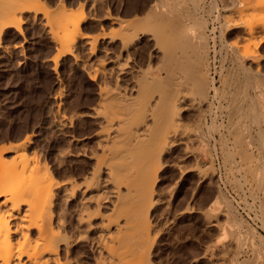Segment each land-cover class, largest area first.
Wrapping results in <instances>:
<instances>
[{"label":"bare ground","instance_id":"obj_1","mask_svg":"<svg viewBox=\"0 0 264 264\" xmlns=\"http://www.w3.org/2000/svg\"><path fill=\"white\" fill-rule=\"evenodd\" d=\"M21 1H23V0H16V2L14 1V3H12V1L10 2V0H9L10 3L8 2V0L4 1L7 3H2L3 1H1L2 5L3 4H5V5H4V7H2V5H0V37L8 28H14L17 31H21L20 24H23V23H21L20 18L18 19L17 16L19 15L21 17L23 14V13L21 14V12L22 11L25 12L24 9H26V11H27L31 7L35 8L39 2L38 0H36L37 2L33 0L34 3L35 2L37 3V4L35 3L36 5H34L32 0H29L30 4H31V2L33 4H31V6H30V4H28L29 6H26L27 0L24 2H21ZM62 1H60V3ZM95 1H98V0H95ZM190 1L191 0H189V2ZM101 2H102V0H101ZM139 2H141V1H139ZM149 2H152V1H149ZM189 2H188V0H154L153 4L147 9L146 13L144 14L145 16L142 15L141 18H140V16H138L141 13L139 11L142 9L144 10V8L142 7V9L139 8L140 10L138 9V11H135L136 13L137 12L139 13V14L137 13L138 15H137L136 21L133 18V16H135V14H136L135 13L134 15L128 14V15H132L131 17L134 19L133 21L131 20V22L129 21L130 24L128 23L127 18L125 20V21H127V22H125V24L121 22V24H124V25L128 24L127 25L128 29L126 31L127 32L129 31L130 34L127 33V35H126V34H118V33H112V32H108L109 33L108 35L103 34L104 36H102V38L108 37L110 45L112 44L111 42L115 41L116 39L120 40V42L118 41L119 44H121L120 51L117 49L118 52H120V53H119V55H115V57H116L115 59L110 60L116 66L111 68V69L108 67L110 69V72H111V73L109 72V74H108L109 79L111 80V78H110L112 76L111 74H113V75L115 74L114 77L116 79H113L112 81H116V82H113V83H116V85L118 84V81L122 78L120 76L124 73V67L125 68L127 67V65H126L127 62L125 63V65L120 63L121 62L120 61L121 53L128 48V46L130 45V43H132V41H135V40L138 41L139 40L138 42H140L141 37L144 36V37H146L145 41L146 40L147 41L152 40L154 42V51L152 50L153 52H151L147 55L149 57V59H148L149 62L146 59L145 60L147 61V63H149L148 67L146 66L145 69L142 68V70L144 72V74L141 72L143 74V77L141 76L142 80H140L139 83H137L136 86L134 87V90L137 93V94L135 93V95H137V96H135V97L132 96V94H133V93L131 94L132 90L129 92L131 94V96L130 95H129L130 97L126 96V93L129 91L127 88L123 89V90H128L127 92L125 91L126 93H124V91L122 93V91H120L119 88L116 87L115 85H114L115 89H113L112 87H110L112 84L111 85L109 84L110 80H108L107 74H106V76H104L105 78L107 77L106 79H107V83H108V84H106V83L105 84L109 85V86L107 87L106 85L103 84L105 87L103 88V86H102L103 89L101 87H100V89L98 88L100 93L97 92V94L99 93L98 97H99L100 102L97 101L98 103H96V104L102 105V112H99V114H101L100 116L102 117V118L100 117L101 118V125L100 124L99 125L102 129H99L100 131L97 133V135L95 133V135L98 136L97 138L99 139L97 147H96L97 150H96V148H93L95 150L90 151L92 148L91 149L89 148L90 150L87 151L84 148V147H86V145H87L86 144L83 147L84 150L81 148L82 151L76 153L77 157L78 156H84V157H86V159L92 160V162H93V164L90 166H89V162L88 161L86 162V163H88V167H89V169L87 168L88 170L86 171V173H84V171L86 169L84 170V168H83V170H82V168H81L82 172L84 173L83 174L81 172L83 174V176H82L83 179H82L81 183H78L79 179H77L78 180V182H77L76 180L69 178L68 175H67V177L73 181L68 180V178H66L65 179L66 181H65L63 179L65 174L62 177L63 181L62 180H56V179H55L56 181H53V177L50 178V176L48 174V172H50L49 171L50 168H48V166H49L48 164L46 166V163L48 161L46 156L45 155H44L45 157L43 156L44 158H46L44 160H47L46 162H44L45 163V165H44L42 163L43 161L40 160V159H42L40 157L42 155V152L41 151H40L41 153L38 152L39 155L36 153L37 152L36 151V145L34 148L35 150L32 147V149L34 150L32 152V155L34 153H36V155H38L40 157V159L35 154H34L35 156H32L31 152H29V150L31 149L30 147L33 143V141H32L33 137L28 136L29 134L26 135L27 138L25 137L26 139L23 140V142H18L19 144H17V143L14 144L13 142H12V144L2 143L5 146L6 145L7 146L9 145V146L8 147H3V146L1 147L0 146V264H90L84 260L85 253L87 251H85V249L79 250L78 244L80 242H83V241H84V243L85 242L88 243L87 246L89 247V251L92 254V256L90 255L92 257V259L88 258L87 260H90V261L93 260V264H130L131 262L130 263H128V262H129V260H131V258H133V259L135 258L134 255L136 253V250H139L141 247H143L142 246L143 241L145 240V238L148 235L146 233H144L142 231V229H140V227H137L138 225L136 224V219L138 217H136L134 222L132 221V219H134L133 214L140 211V210H142L140 212H143L146 209H147L146 212H148V210L150 211V204L148 205V203L152 204L151 200H152V197L154 196V190H155L156 182L158 180V173H159V170L161 169L160 167H162V165H163L162 163H161L162 165L160 164V162L162 161L163 154L165 152L167 153L168 152L167 149L173 147L176 144V142H179V143L182 142V141L181 142L178 141L179 140L178 138H180L182 140V139H184V137H186L187 133H184L180 128V127H182L181 126V124H182L181 120L183 119V118H181V116H182L181 112L183 110H187V109L194 110V111L198 112V110L200 109V111H202V112H199V114L198 113L197 114L202 117L205 114H203L204 110H201V108L204 104L206 105V103L209 102L211 91H213V93H214L212 95V97H219V98L223 97V96L221 97L222 92L220 91L219 87L216 85L215 80L212 79L213 76L211 75V68H210L211 67L210 66L211 65L210 64V55L211 54H210V51L213 50L212 47L214 48V45L211 47L209 44V37L211 38V36H209L210 32L208 33L209 22L205 18V16L202 14L203 12L201 13L200 12L201 10L200 11L197 10L198 8L196 6V3L191 1V4H192V2H193V4H195L191 7L196 6V7H194L195 9L193 10V8L190 7ZM199 2H202V0ZM213 2H216V0ZM247 2L244 3L245 6L243 5L242 8H240V6H237V7H239L238 10L236 8L235 12H236V14L238 13V15L240 16V19H242L241 17L245 16L246 13L252 12V10L249 12V9H251L250 7L254 6L255 3L253 2V4H252V0H251V2L249 1L250 3L248 2V4H246ZM62 3H63L62 5H60V4L57 5L58 8L60 6V8H59L60 11L57 9L59 13L54 12L55 13L54 14L53 11H50L49 9L47 11L46 10L47 8L42 10L45 14L44 18L46 16V18H48V21L50 23H53V25L56 28V29L52 28L53 25L51 24L49 27L52 26L50 29H53V30L55 29L54 30L55 33L52 32L50 34L55 35V38L57 37L56 40L59 42L58 45L60 44V46H61L60 47L61 50L60 51L57 50V51H59V53L57 54L55 59L53 58V60H55V61H56V58H60V56H63L65 54L75 53L74 52V46H75V44L77 45L78 39H80V38H82V39L88 38L89 39V37H91L90 34L88 37V33L87 34L82 33L81 32L82 29L80 30L81 23L84 21V19L87 18V17L86 18L83 17V16H85V15H83L84 6H83V8H81L82 4L81 3H80V5L78 4V6H81L78 8V9L81 8L80 11H78L79 16L67 17L66 13L69 16V13L72 9L69 8L70 9L69 10L67 5L65 7V5H64L65 3L64 2H62ZM225 3H227V2H225ZM229 3L231 4L230 1H229ZM261 3H258V4H261ZM96 4H97V2H96ZM230 4H228V5H230ZM249 4H250V7H249ZM12 5L14 8L12 7ZM232 6H234V5H232ZM92 7H95V6H92ZM144 7H146V6L144 5ZM66 8L68 10H66ZM108 8L109 7H107V9H105L107 12L110 11L109 9H111V8H109V9ZM227 8L228 7H226L225 10ZM254 8H257L256 5L254 6ZM254 8H252V9H254ZM37 9L40 10L39 6L37 7ZM213 9L218 11L219 8L217 6V2L215 4V6L213 7ZM202 10H204V9H202ZM232 10L234 11L235 9H233V7H232ZM54 11H56V10H54ZM258 11H259V9H258ZM100 12H98V16L96 17V19H98V20H99V17L101 16V15L99 16ZM108 13H110V12H108ZM127 13L128 12H124L123 14H127ZM211 13H214V12L212 11ZM253 13H255L254 10H253ZM94 14H95V11H94ZM101 14H102V17H100V20H101V18L105 17V16H103V13H101ZM207 14H210V13H207ZM231 14H232V12H231ZM231 14H229V16ZM260 14H261V12H260ZM71 15L72 14H70V16ZM262 15H264V14H262ZM123 16H125V15H123ZM221 16H223V15H220V12L217 13L216 20H219L221 18ZM260 16L256 15V17H260ZM107 17H109L108 19H110V15ZM131 17H129V18L131 19ZM138 17H139V19H138ZM224 17L226 18V22H227L228 15H226ZM123 18H121V19L124 20ZM230 18H232V17L230 16ZM247 18H248V16H247ZM108 19H106V20H108ZM214 19H215V15H214ZM232 19H229L228 21H232ZM92 20L95 21V18ZM115 20L111 19V21H115ZM237 20H235V22ZM249 20H253V18L252 19L250 18ZM249 20H248V22H249ZM263 20H264V16H263ZM257 21L259 22V19ZM132 22H134V24ZM211 22H212V19H211ZM216 22H218V21H216ZM235 22L227 24L226 29H225V27H224V29L227 31L235 29L236 27L239 26ZM254 22L255 21L253 20V23L251 21V23L249 22L247 25L246 20H245V24L247 26L243 25L244 29H245V27L248 28L247 32L249 33V37H250V34L252 36L256 32H260V33L263 32L262 34H264V21L261 23H258V22L254 23ZM104 23L101 22V24H103L102 26H104ZM110 23H112V22H110ZM117 23L119 24L120 22H117ZM117 23H116V25H118ZM131 23L133 24V26L131 25ZM98 25H99V22H98ZM111 25H110V27H111ZM105 26L109 27L107 25H105ZM120 27L123 29L126 28V26L125 27L120 26ZM120 27H118V29H120ZM130 27H132L133 29H130ZM212 27H211L210 31L212 30ZM101 29H102V33H104L103 29H105V28H101ZM111 29H109V30H111V31L114 30L113 27H111ZM53 30H50V31H53ZM221 30H222V28H221ZM245 32H244V34H245ZM20 33H22V31L19 32V34ZM248 33H247V35H248ZM256 36H258V35H256ZM51 37H54V36H51ZM99 37L101 38V36H99ZM92 38L93 39L90 38L92 40V42L90 40L87 41V43L88 42L92 43V44H90V47H89L91 49V50H89L90 53H88V55H91V56L95 55V53H96V47L97 46H96L95 42L98 43L97 40L99 39L96 36L95 37L93 36ZM214 38H215V36H214ZM54 39L52 41H54ZM237 39H239V38H237ZM237 39H235V40H237ZM260 39H261V41H263L264 35H263V38H260ZM56 40L54 41V43H57ZM210 40H212V39H210ZM235 40H234V42H235ZM240 40H243V38ZM237 41H239V40H237ZM253 41H255V40H253ZM229 42H231V41H229ZM255 42H257V41H255ZM258 42H260V41H258ZM54 43H53V45H54ZM101 43L103 44V42H101ZM240 43H241V41H240ZM249 43H250V41H248L247 44L245 42V44H246L245 49H246V46L247 47L249 46L248 48H250V45H248ZM138 44H140V43H138ZM212 44H213V41H212ZM232 44L235 45V43H233V42H232ZM237 44L239 45V43H237ZM251 44H253V43H251ZM110 45H109V47H110ZM116 45L117 44H115V46ZM238 45H235L236 48ZM242 45H244V42ZM56 46H57V44H55V47ZM81 46H83V45H81ZM102 46H104V45H102ZM106 46H107V44H106ZM240 46H241V44H240ZM142 47H143V45H142ZM81 48H83V47H81ZM89 48H88V44H87V50ZM113 48H114V46H113ZM129 48H132V45ZM129 48H128V50H130ZM75 49H76V46H75ZM80 49H79V51H76V53L80 52ZM97 49H99V48H97ZM100 49H99V51H101ZM104 49H108V47L107 48L104 47ZM143 49H145V48H143ZM233 49H235V48H233ZM145 50H147V48ZM102 51H105V50H102ZM128 52L129 51H127L126 53H128ZM142 52H144V51H142ZM256 52H257V48L255 47V49H253V46H252V49H247V51L244 53V57H247V58L249 57L250 59L251 58L254 59L257 57ZM107 53H108V51L105 53V56H106L105 58H107V55H106ZM113 53H115V52H113ZM113 53H112V56L114 55ZM77 54H79V53H77ZM102 54H103V52H102ZM240 54H238V56ZM99 55H100V53H99ZM108 55L110 56L111 54H108ZM127 55H129V54H127ZM77 56H80V55H77ZM133 56H135V55H133ZM236 56H237V54H236ZM139 57H140V55H139ZM148 57H146V58H148ZM94 58L95 57H93V59ZM112 58H114V57H112ZM138 58H137L138 63H140L139 62L140 59H138ZM153 58H156V60H157V66L155 69L152 68L153 64L151 61ZM79 59H81V58L79 57ZM79 59H77V60H79ZM87 59H89V58H87ZM125 59L127 61V59H131V56L130 57L128 56ZM82 60L83 59H81V61ZM145 60L141 59V61H143L144 66H145V64H144ZM101 61H105L104 58ZM101 61H100V63L102 65H104L105 62L103 63ZM239 61H240V59H239ZM84 62L85 63L81 62V63H83V67L85 68V66H86L88 68L89 65L87 64L88 65L87 66L86 61H84ZM94 62L89 61V64L91 65V63H94ZM122 62H124V61H122ZM256 62H257V60H256ZM256 62L254 63L255 66H256V64L259 65L260 62L259 61H258L259 63L258 62L256 63ZM129 63H128V66L132 63L137 64V61L131 62L130 64ZM240 63H241V61H240ZM247 63H245V64H247ZM84 64H85V66H84ZM135 64H134V66H136ZM248 64H247V66H250ZM250 64H251L250 67H252V69H253L254 66H252V63H250ZM57 65H58V62H57ZM74 65H77V63ZM80 65H82V64H80ZM92 65L90 66V68L93 69L95 67L96 68L95 70L97 72H98V70H101L100 74L104 73V72L108 73V71H107V70H109L108 68L102 70V68H100V69L97 68V66H95L96 64L94 66H92ZM140 66L141 65H139V67ZM231 66H233V64ZM83 67H82V69H83ZM105 67H107V66H105ZM141 67H143V66H141ZM235 68L237 69V67H235ZM260 68L261 67H259V69ZM77 69H78V67H77ZM213 69H215V68L213 67ZM236 69H235V71H236ZM88 70L90 71L91 69L88 68L85 71H88ZM93 70H91V71H93ZM127 70H129V69H127ZM254 70H256V69H254ZM85 71L83 73H86ZM89 71L87 72L88 75L90 73V75L88 77H91V79H95L97 77V75L93 76V75H91V71L90 72ZM129 71L132 73L133 70L130 69ZM215 71H217V70H215ZM230 71H232V70H230ZM245 72H247V71L245 70ZM256 72H257V70H256ZM94 73H96V72H94ZM131 73H129V74H131ZM141 73H140V75H141ZM220 73H221V71H220ZM92 74H93V72H92ZM240 74L241 73H239V75ZM224 75H223V77H221L222 79H225ZM226 75L229 76V74H226ZM232 75H234V74H232ZM253 75H251V76H253ZM258 75H260V74H258ZM135 76H136V74H135ZM104 77L102 74L101 80H104L105 79ZM130 77L136 78L133 76V74ZM130 77H128V78L130 79ZM244 77H242V78L244 79ZM233 78H235V77H233ZM239 78H241V77H239ZM262 78H264V77H262ZM235 79L231 80V82L234 81ZM251 79L253 80V78H251ZM96 80H98V78ZM124 80L125 79H123V82H119V83H124ZM134 80H137V79H134ZM132 81H133V79H132ZM100 82H103V81H100ZM104 82H106V81L104 80ZM225 82H227V81H225ZM129 83H131V81ZM241 83H243V82H241ZM99 84H101V83H99ZM125 84H127V83H125ZM125 84L123 85L124 88L127 87V85H125ZM221 84H222V82H221ZM255 84H257L258 86H262V89H263L262 92L258 91V90H256L255 85H254L255 89H253V91H258V93L260 92V94H259L260 95V97H259L260 98V100H259L260 104H259V106L257 104V106L262 108V110H261L262 111V118L264 120V80H261L260 78L257 77ZM118 85H120V88H121L122 84H118ZM237 85H238V83H237ZM252 85H253V83H252ZM98 86H100V85H98ZM249 86L251 87V85H249ZM106 87H107V89H106ZM109 87H110V89H108ZM128 88H129V85H128ZM236 88H237V86H236ZM227 91H224V92L227 93ZM244 91L245 90L243 89L242 92H244ZM249 92H251V91L249 90ZM255 94H257V93H255ZM225 96H227V95H225ZM250 96H252V95L250 94ZM224 100H225V98H224ZM226 100H227V98H226ZM238 100H239V97H235L234 101L237 102L236 104L239 103ZM248 100H250V99L248 98ZM218 101H220V100H218ZM236 104H235V106H236ZM94 105H93V107H94ZM99 106H98V109H99ZM207 106H208V104H207ZM211 107H212V105H211ZM251 107H252V105H251ZM88 110H90V109H88ZM210 110H211V108H210ZM92 111L95 112V109H93ZM86 112H88V111H86ZM201 113L203 115H201ZM259 113H261V112H258V116H259ZM90 114H93V113L90 112ZM82 115H85L84 112ZM95 116H93V117H95ZM200 116H198V118H196V115H195L196 121L197 120L200 121L199 122L200 127H201V129L199 131L200 134L195 132L196 129L195 130L192 129L193 134L188 133V135L191 134V135H189V137L191 136L190 137L191 142L192 141L195 142V140L201 141V145L198 149L199 150L198 154H200V157L206 158L210 155V153H209L210 151H209V145H208L209 142H208L205 130H204V126H206V128L209 127V130L211 127L207 124V119L200 118ZM65 117H68V116H65ZM71 117L74 118L73 116H71ZM215 117H217V116H215ZM75 119H76V117H75ZM72 120H69L68 122H71ZM94 121H96V120H94ZM97 122L99 123V121H96V123ZM54 124H55V122H54ZM71 124H69V125H71ZM260 124H261V119H260ZM63 125H65V124H63ZM185 125H184V127H185ZM213 125H215V124H213ZM71 126H73V125H71ZM196 127H198V126H196ZM185 128H182V129L184 130ZM236 128L239 129L238 127H236ZM243 130H242V136H240L239 138H238L239 135H236V133H235L236 137H233L234 135L232 136L235 139L232 141L234 143V147H231V148H233L232 151L234 150V152L236 154H239L241 156V159L243 157L244 160L243 159L242 160H243V162H245L248 160L250 161V159L253 160V158H255V157H253V150H254L253 148H254L255 142L247 140L246 138H248L249 135L247 132H244ZM262 130H264V129H262ZM206 131H207V129H206ZM236 131H238V130H236ZM74 133H76V132H74ZM246 134H247V137H246ZM68 135H72V134H68ZM72 136L74 137V135H72ZM208 136H210V134ZM189 137L187 136L186 137L187 140L185 139V141H184V143L187 142L188 145L190 144L188 142V140L190 141V139H188ZM199 137H200V139H199ZM74 140H75V137H74ZM76 140H79V139L76 138ZM187 143H186V145H187ZM260 143H261V145H259V148L261 151V150H264V136L261 137ZM95 144L96 143H94V147L96 146ZM67 145H70V144H67ZM192 146H190V147H192ZM90 147H93V146H90ZM226 147H227L226 144L224 142H222L221 149H222L223 153L226 152ZM38 148H39V146H38ZM63 148H65V147H63ZM187 148H189V147H187ZM193 148H195V147L193 146ZM184 149H186V147ZM13 150H15L14 152H17V153H14V154H16V156L13 157L14 155L12 156V154H11V157H13V159L10 158L11 159L10 160L9 159L10 156L7 159L6 155L10 151H13ZM72 150L73 149L70 150V148L68 147V148H65L64 151L61 149V152L63 151L62 154H61V152L59 153L60 150L58 151V154L59 155L61 154L60 158L58 157L59 158V160H58L59 164H60V162H62L60 165L63 164L62 166H64L63 161L64 160L66 161V159H67L65 157L74 154V153H72ZM188 150H185V152ZM75 151H77V150H74L73 152H75ZM191 151H193L192 148H191ZM231 152H230V154H231ZM214 153H215V151H214ZM228 153H229V151H228ZM236 154H234V155H236ZM170 155H171V152H170ZM234 155H233V158L235 157ZM195 156H197V155H195ZM197 157H199V156H197ZM61 158H63L64 160L62 159V161H61L60 160ZM68 158H70V157H68ZM80 158L81 157H79V159ZM53 159L55 160V156L53 157ZM74 160L77 162L78 158L75 157ZM56 161H57V159H56ZM58 161H57V163H58ZM234 161H235V159H234ZM78 162H79V164L81 163L79 160H78ZM252 162L250 164H248V165H250V167L253 165ZM54 163L57 164L55 161H54ZM68 163H70V162L68 161ZM73 163L74 162H72V164ZM180 163L182 164V162H180ZM59 164H58V166H59ZM81 164H80V166L76 165L78 169L82 166ZM85 164H83L84 165L83 167H85ZM211 164H214V163L211 162ZM208 165L210 167L212 166L210 164H208ZM66 166H68V165L65 164V167ZM195 166H197V165H195ZM182 167H184V166H182ZM203 167L199 171V172H201L198 174L199 176H201L202 174H203V176L205 175V172H206L205 169L206 168H204V170H203ZM69 168L63 169V170H66L65 171L66 174H67V169H69ZM179 168H181V166H179ZM186 168H187V166H186ZM189 168H192V167H189ZM42 169L48 170L47 171L48 175L44 174L45 172L43 173ZM28 170H30L29 173H31L29 176H27ZM73 170L75 172L74 167H73ZM73 170H71V171H73ZM81 170L79 169V171H77V170L76 171L79 174V172ZM196 170H199V167H197ZM251 170H253V168H251ZM251 170H250V172L249 171L248 172L249 173L253 172ZM51 172H50V174H52ZM77 172H75V174H77ZM180 172H183V170ZM214 172H216V171L214 170ZM63 173H64V171H63ZM71 173H70V175H71ZM25 174L27 177L26 176L24 177ZM254 175H255V173H254ZM254 175H253V178L255 177ZM75 177H77V176L75 175ZM243 177H246V175ZM256 177L258 178L257 175H256ZM80 178H81V176H80ZM244 179H247V178H244ZM229 181L233 182V180H229ZM254 181L256 182V179ZM254 181H252V182H254ZM239 182H240V180H239ZM257 185H259V184H257ZM262 189L264 190V186L262 187ZM221 195H223V194H221ZM221 195H218L216 197L215 201L213 202L212 207L210 208L209 213L206 215V218H207L209 223H212L213 220H216V223H213V225L217 226V228L220 232V236L218 237L217 242L214 243V245H212V247L210 248L211 251L208 249L213 254L209 258L214 256V254L217 252V251L215 252V250H218V252L221 253L223 259H221V257H219V258L221 260H226V258H228V259L230 258V264H264V255L259 253V252L257 253L255 248H252L251 256L247 257L249 253L244 254V251L246 253V250L245 249L243 250L242 244H243L244 240H246V238L243 239L242 237H240L241 235L239 234V231L236 229L237 228L236 224L233 225L234 221H232L233 223L230 226V228L227 227L228 229L226 228V226L224 227V226H222V224L219 223L220 214H222V212H223V215H224L225 214L224 212H226V209H224L226 206H224V205L226 204L229 206V204H227V203H225L223 205ZM225 199L227 200V196ZM73 201L76 202L75 209L73 208L74 210L71 213L72 219H69V220H71V222H69L68 224H71L70 226L73 228L74 232L70 233L71 235L70 234L67 235L66 231L63 233V230H65L66 227H67V229L70 228V227L68 228V226H67V222L69 220H66V217H68V216L65 214L67 212L69 213V211L64 210V211H66L64 213L63 208L61 209V207L63 205L67 206L68 203L70 204ZM74 203H72V204H74ZM153 203L155 204L156 202L154 201ZM262 204H263V202H262ZM147 205H148V207H147ZM231 205H233V204H231ZM71 206H73V205H71ZM145 207H147V208H145ZM104 208H109L111 210V212L105 213L104 211H102V209H104ZM233 208H234V206H233ZM263 208L261 211L264 212ZM128 214H131V215H128ZM145 214H147V213H145ZM225 215H227V214H225ZM236 215H238V214H236ZM146 216L145 215L143 216V219L145 220L144 222H146V219L148 218V217L146 218ZM122 217H124V218L122 219ZM98 218L100 220V221H98L99 223H95V221H96L95 219H98ZM140 218L142 219V217H140ZM234 218H235V216H234ZM240 218L238 217L237 219L239 220ZM256 219H257V217H256ZM240 220H242V221H240L241 223L245 222L244 219H242V218ZM263 220H264V218L262 219V221ZM144 222H143V225L145 224L146 227L150 224L149 223L147 225V222L146 223H144ZM134 223L137 226H135ZM128 224H129V226L127 227ZM263 224H264V221H263ZM133 225H134V227H133L134 230H135V228H137V230L139 229V231L140 230L142 231V232L138 231L137 233H136L137 230L134 231V233H135L134 237L130 236V234H129L133 230V228H131ZM207 225H208V223H207ZM227 226H229V224ZM234 226H236V227L234 228ZM249 226H247V227H249ZM149 227H151V226H149ZM251 228L252 227H250V229ZM71 230L72 229H70V231ZM70 231H68V232H70ZM128 231H130V232H128ZM253 231H254V229H253ZM90 232H94L95 236L94 237L89 236L88 234ZM127 233L129 234V239L127 237ZM149 235L151 237V234H149ZM252 235H253L252 236L253 238L251 241H254L255 238H257V235L256 234H252ZM130 237H131V240L133 239L132 245H130L131 244ZM247 238L250 239L251 237L247 236ZM259 238H258V240L264 239V238L261 239L262 238L261 234H260ZM146 239H147V242H149L148 241L149 239L148 238H146ZM126 241H128V242H126ZM113 243H116V245ZM127 243H130V244L128 245ZM114 245H115V247H114ZM127 245H128L129 249H127ZM144 245H146V243H144ZM80 249H81V247H80ZM143 249H145V248H143ZM130 250L131 251L133 250L132 254H130L131 253ZM253 250H255V251H253ZM143 252H141V254H143ZM89 254H88V256H89ZM128 254H130L129 255L130 259H128V262H127ZM132 255H133V257H132ZM138 255H139L138 257L141 259L142 257H140L139 253H138ZM145 255H146V252H145ZM141 256H143V255H141ZM225 256H227V257H225ZM145 258H146V256H145ZM213 258L214 257H212V259ZM143 259L138 261V262L136 261L137 262L136 264H142L141 261H143ZM216 259H218V258L216 257ZM215 260H213V261L215 262ZM221 260H219V263L223 262ZM227 261L228 260L224 261L223 264ZM219 263H217V264H219ZM214 264H216V263H214ZM225 264H228V262Z\"/></svg>","mask_w":264,"mask_h":264},{"label":"rangeland","instance_id":"obj_2","mask_svg":"<svg viewBox=\"0 0 264 264\" xmlns=\"http://www.w3.org/2000/svg\"><path fill=\"white\" fill-rule=\"evenodd\" d=\"M1 1H3L2 3H7V2H4L5 0H1ZM1 1H0V3H1ZM11 1H12V3H14V1L16 2V0H10V2ZM24 1H26V0H23L21 2H24ZM34 1H36V0H34ZM34 1L32 0L33 3H34ZM38 1H39L38 5L35 8L31 7L32 9L29 8L27 11H26V9H24L25 12L24 11L21 12V14L23 13L22 16L21 17L19 15L17 16L18 19L20 18L21 23H23V24H20V27H21L20 29H21L23 34L22 33L19 34V32H21V31H17L14 28H8L0 37V144H1L0 146L1 147L2 146L3 147L9 146V145L5 146L2 143L12 144V142H13L14 144H16V143L19 144L18 142H23V140H25L27 138L26 135L29 134L28 136L33 137L32 138V141H33L32 145L33 146L31 145V147H30L31 149L29 150V152H31V155H32V152L35 150L34 148L36 145V151L37 152L36 151L35 152L38 155H39V153L42 152V155L40 154L41 155L40 157L42 159H40V157L38 155H36V153H34V154L36 156H38L40 160L43 161L42 163L44 165H45L44 162L47 161L44 159H46V158L48 159L46 166L48 164L49 165L48 168H50L49 171L50 172L52 171L51 173L53 175L50 174V172H48V174H49L50 178L53 177V181H56V180H62L63 181V179L65 180L66 178L69 177V178H72L73 180H76L77 182H78L77 179H79L78 183H81V181L83 179V177H82L83 174L86 173V171L89 169L88 163H86V162L87 161L89 162V166L92 165L93 162H92V160L86 159V157H84V156H78L77 157L76 153L81 152L82 149L84 150V148L87 151H89L92 148L90 151H93V150H95L93 148L97 147L99 139L97 138L98 136H96V135L100 131L99 129H102L100 127L102 117L100 116L101 114H99V112H102V105L96 104V103H98L97 101H99V97H98L99 95L98 94L100 92H99L98 88L100 89V87L102 88V86L104 88L105 87L104 85L108 84L106 78L108 77V80H110L109 75H108L110 72V69L116 66L110 60L115 59L116 58L115 55H119L120 52H118V50L120 51V48H121L120 47L121 44H119L120 40L116 39L115 41L111 42L112 44L110 45L108 37L102 38V36L108 35L109 34L108 32L118 33V34H126V35H127V33L130 34L129 31L128 32L126 31L128 29L127 28L128 24L126 23L127 25H124L125 22L128 21V23H129V21L131 22V20L133 21L134 19L136 21L137 15L139 13L137 12L138 13L137 14L135 11H138L139 8L142 9V7L144 8V10L139 9L140 10L139 12H141V13L138 16H140V18L142 15L145 16L144 14L146 13L147 9L153 4L154 0H102V2H101V0L100 1L99 0L98 1H95V0H63L62 1V0H60V1L65 3L64 4L65 7L67 5L68 9L69 8L72 9L70 11V13L68 12L69 16L66 13L67 17L79 16L78 11H80V9L83 8V6H84L83 12L85 14L83 13V15H85V16H83V17H85V18L87 17V18L84 19V21L81 23L80 30L82 29L81 30L82 33H85V34L88 33V37L90 34L91 37H89V39L88 38L87 39L86 38H83V39L80 38L77 41V45L75 44L76 49H77L76 50L75 46H74V52L75 53H76V51H79V49L81 47H83L80 49V52H77L79 54L76 53L77 55H80V56H77L75 53L65 54L63 56H60V58H56V61L53 60V58L55 59V57L57 56V54L61 50V48H60L61 46H60V44L58 45L59 42L56 40L57 37L55 38V35L50 34V33L54 32V30L56 28L53 25V23H50L48 21V18H46V16L44 18L45 14L42 10L47 8L46 9L47 11L49 9L50 11H53V13L54 12L57 13L59 8H60V6L58 8L57 5L58 4L62 5L63 3L62 2L60 3L59 0H38ZM139 1H141V2H139ZM149 1H152V2H149ZM191 1L196 3V6L198 8V9L197 8L196 9L199 11L201 10L200 12L201 13L203 12L202 14L205 16V18L209 22L208 33L210 32L209 36H211V38L209 37V44L211 47L214 45V48L212 47L213 50L210 51V54H211L210 55L211 75L213 76L212 79L215 80L216 85L219 87L220 91L222 92L221 97L222 96L223 97L222 98L212 97V95L214 93H213V91H211L209 102L206 103V105L204 104L201 108V110H204L203 114H205V115H203L201 113V115H203L202 117L200 115H198L199 112H202V111H200V109L199 110L197 109L198 112L194 111V110H190V109L183 110L181 112V115H182L181 118H183L181 120V123H182L181 126L182 127H180V128L184 133H187L186 137L187 136L189 137V135L193 134V130H195V129H196L195 132L200 134L199 133V131L201 129L200 124H199L200 121L197 120L198 121L197 122L196 118H198V116H200V118L207 119V124L211 128L209 130V127L206 128V126H204V130H205V133L207 135L208 142H209L208 143L209 151H210L209 153L211 156L209 155L206 158L200 157V154H198L199 153L198 149L201 145V141L195 140V142H193V141L191 142V139H190L191 136L188 138V139H190V141L188 140V142L191 145L190 144L188 145L187 142L184 143L185 139L187 140L186 137H184V139H182V140L180 138H178L179 140L178 139L177 140L180 142L182 141V142L181 143L176 142V144L173 147L167 149V151H168L167 153L165 152L163 154L162 161L160 162V164L162 163L164 166L161 164L162 167H160L161 169L159 170V173H158V180L156 182V186H155V190H154V196L152 197V200H151L153 205L151 203H148V205L150 204V211L148 210L149 213L146 212L147 209L143 212H140V211H142V210H140V211L133 214L134 219H132V221L134 222L136 217H138L136 219V224L138 226L135 223L134 224H135V226L140 227V229H142V231L148 235V236L146 235L147 236L146 238L149 239L148 240L149 242H147V239L145 238V240L143 241V245H142L143 247H141L139 250H136V253L134 255L135 260L133 258H131V260H129V262H128V259H130L129 255L132 254V252H133V250L132 251L130 250L131 253L128 254L129 258L127 257V262L128 263L131 262L130 264H136L138 261L142 260L143 258L145 260L143 259V261H141L142 264H214V263L217 264V263H219V260H221L223 258H222L221 253L218 252V250H215V252L217 251L218 253L214 252L215 254H214V256H212V257H214L213 259H212V257L211 258H209V257L211 255H213L210 252L211 251L210 248L212 247V245H214V243L217 242L218 237L220 236V232H219L217 226L213 225V223H216V220H213L212 223H209L207 218H206V215L209 213L210 208L212 207L213 202L215 201L216 197L218 195H221V194L224 195V196L221 195L223 205L225 203H227V204H229V206L226 204L224 205V206H226L224 209H226V212H227V213L226 212H224V213L227 215H225V214L223 215V212H222V214H220V216H219V223L222 224V226H224V227L226 226V228L227 227L230 228V226L233 223L232 221H234L233 225L236 224V226H237L236 229L239 231V234L241 235L240 237H242L243 239L246 238V240H244V242L242 244V248H243V250L244 249L246 250V253L244 251V254L249 253L247 257L251 256L252 248H255L257 253L259 252V253L264 255V243H263L264 242L263 241L264 240L263 239L264 238V224H263L264 220L262 221V219L264 218V212L261 211L262 208L264 207V198H263L264 197V190L262 189V187L264 186V174H263L264 173V150L260 151V148H259V145H261V143H260L261 137L264 136V130H262V129H264V120L262 118V111H261L262 108L258 107L260 104L259 103L260 92L258 93V91L262 92L263 89H262V86H258L257 84H255L257 77L260 78L261 80H264V78H262V77H264V40L262 39L263 41H261V39H260V38H263L264 34H262L263 32H261V33L256 32L255 34L258 36H256L255 34L251 36V34H250V37H249V33L247 32L248 28L245 27V29H244V27H243V25L247 26L249 22L251 23V21L253 23V20L255 21L254 23H257L258 19H259L258 23H261L264 21L263 20L264 15H262V14H264V0H256V1L252 0V4L254 2L255 3L254 6L256 5V7L259 9V11L257 8H254V6L250 7V4H249V7L251 8V9H249V12L251 10H252V12L246 13L245 16L247 15L249 19L253 18V20H249L247 18V16L246 17L243 16V17H241L242 19H240V16L238 15V13L236 14V12H235L236 8H237V10L239 9V7H237V6H240V8H242L245 2H247V1L251 2V0H245V1L244 0H229L231 2V4L229 3L228 0L227 1L226 0H216L217 6L219 8L218 11L213 9V7L216 4V2H213L215 0H206V1L202 0V2H199L201 0H191ZM191 1L189 2V0H188L190 7L195 5V4H193V2L191 4ZM8 2H9V0H8ZM26 2H27L26 6H29L28 4H30V1L27 0ZM32 2H31V4H33ZM96 2H97V4H96ZM225 2H227V3H225ZM248 2L246 4H248ZM2 3L0 5H2ZM35 3H34V5L37 4V3L36 4ZM80 3L82 4L81 5L82 7L78 6V4L80 5ZM258 3H261L262 5L258 4ZM31 4H30V6H31ZM143 4L146 7H144ZM228 4H230V5H228ZM4 5L5 4H3L2 7H4ZM91 5L95 6V7H92ZM232 5H234V6H232ZM38 6H39L40 10L37 9ZM196 6H194V7H196ZM12 7H13V5H12ZM79 7H81V8L78 9ZM107 7L111 8V9L108 8L110 10L108 12H110V13H108L105 10V9H107ZM194 7H191V8H193V10H194L195 9ZM226 7H228V8L225 10ZM232 7H233V9H235L234 11L232 10ZM252 8H254V9H252ZM68 9L66 8V10H68ZM202 9H204V10H202ZM54 10H56V11H54ZM211 10L214 13H211L212 12ZM253 10L255 13H253ZM94 11H95V14H94ZM97 11L98 12L101 11L99 13V16L101 15L100 17H102L101 13H103V16H105L106 18L103 17L100 20V17H99V20L96 19V17L98 16ZM124 12H128V13L123 14ZM206 12L210 13V14H207ZM219 12H220V15H223V16H221V18L219 20H216V15ZM231 12H232V14H231ZM260 12H261V14H260ZM107 13L110 15V19H108L109 17H107V16H109V15ZM70 14H72V15L70 16ZM128 14H132V15L135 14V16H133L134 19L131 17L132 15H128ZM213 14L215 15V19H214ZM225 14L228 15V17H227L228 20L233 18L232 19L233 22H235V20H237L239 18L235 22L239 26L236 27L235 29H232L229 31L225 30L227 24L233 23L232 21H228V20L226 22V18L224 17V16H226ZM229 14H231L230 16L232 18H230ZM123 15H125V16H123ZM256 15L257 16L261 15V16L256 17ZM129 17H131V19ZM94 18H95V21L92 20ZM121 18H123L124 20H122ZM126 18H127V21H125ZM106 19H108V20H106ZM111 19L112 20L116 19L115 20L116 22L111 21ZM138 19H139V17H138ZM211 19H212V22H211ZM245 20H246L247 25L245 24ZM248 20H249V22H248ZM216 21H218V22H216ZM98 22H99V25H98ZM101 22L102 23L105 22L106 24L104 23V26H102L103 24H101ZM110 22H112V23H110ZM117 22H120V23L118 24ZM121 22L124 24H121ZM134 22H132V23L134 24ZM108 23L110 25L112 24L111 27H113V29H114L113 31H111L112 29ZM116 23L118 25H116ZM132 23H131V25L133 26ZM51 24L53 25V27L52 26L51 27L55 28L54 30L50 29L51 27H49V26ZM105 25H107L109 27H106ZM119 25L124 26V27L126 26V28L123 29ZM100 27L105 28V29H103L104 33H102V29ZM118 27H120V29H118ZM211 27H212V30H211L212 32L210 31ZM224 27H225V29H224ZM221 28H222V30H221ZM49 29L53 30V31H50ZM109 29H111V30H109ZM130 29H133V28L130 27ZM244 32L246 35L244 34ZM247 33H248V35H247ZM91 34L94 37L96 36L99 38L97 40L98 43L95 42L97 47H96V53L93 56L88 55V53H90L89 50H91L89 47H90V44H92V43H90V42L87 43V41L90 40L92 42L91 39H93L92 38L93 36ZM51 36H54V37H51ZM99 36H101L102 39ZM214 36H215V38H214ZM237 38H239V39H237ZM242 38H243V40H240ZM53 39H54V41L56 40L57 43H54V41H52ZM145 39H146V37L142 36L140 39L141 40L140 42H138L139 40L138 41L137 40L132 41V43H130V45L128 46V48H129L132 45V48H129L130 50H128V48H127L125 51H123L121 53V59H120L121 62L120 63L125 65V63L127 62V64H126L127 67L126 68L124 67V73L120 76L123 79H125L124 83H119V82H123L122 78L121 79L119 78L120 80L118 81V84H122V86H121L122 89L120 88V85L117 84L118 85L117 86L116 83H113L116 81H112L113 79H116L114 77L115 74L114 75L111 74L113 77L112 76L110 77L111 78L110 82L111 81L112 82L110 83L108 81L110 85L112 84L113 86L115 85L116 87H118L119 90L122 91V93H123V91H124V93H126L129 90L127 92L128 94L126 93V96H129V95L131 96L132 93H133L132 96H134V97L137 96V95H135L136 91L134 90V87L136 86L137 83H139L140 80H142V77L144 74L142 68L145 69L146 66L148 67L149 63H147V61L149 62V60H148L149 57L147 55L154 51V42L152 40H149V41L146 40L145 41ZM210 39H212V40H210ZM235 39H237L239 41H237ZM234 40H235V42H234ZM253 40H255L257 42L260 41V42L257 43ZM212 41H213V44H212ZM229 41H231V42H229ZM240 41H241V43H240ZM248 41H250V43L248 44V45H250V48H248L249 46L248 47L246 46V49H245V45L248 43ZM101 42H103V44ZM232 42L235 43V45H238L237 43H239L237 48L234 44H232ZM243 42H244V45H242ZM245 42H246V44H245ZM53 43H54V45H53ZM138 43H140V44H138ZM251 43H253V44H251ZM55 44H57L56 47H55ZM87 44H88V48H89L88 50H87ZM106 44H107V46H106ZM108 44L110 45V47L113 50L109 47ZM115 44H117V45L115 46ZM240 44H241V46H240ZM81 45H83V46H81ZM102 45H104V46H102ZM142 45H143V47H142ZM113 46H114V48L116 47L115 48L116 50L113 48ZM252 46H253V49H255V47L257 48V52H256L257 57L254 59L253 58L250 59L249 57L248 58L244 57V53L247 51V49H252ZM104 47L105 48L108 47V49H104ZM97 48H99V49L101 48L100 49L101 51H99V49H97ZM143 48H145V49L147 48V50H145ZM233 48H235V49H233ZM57 50H59V51H57ZM102 50H105V51H102ZM107 51H108V53L106 54L107 58H105L106 57L105 53ZM127 51H129V52L126 53ZM142 51H144V52H142ZM242 51L243 52L245 51V52L243 53ZM102 52H103V54H102ZM113 52H115V53H113ZM99 53H100V55H99ZM112 53L114 54L113 56H112ZM143 53L144 54L146 53V54L144 55ZM108 54H111V55L109 56ZM127 54H129V55H127ZM236 54H237V56H236ZM238 54H240V55L238 56ZM133 55H135V56H133ZM136 55L138 57L140 55V57L138 58ZM128 56L129 57L131 56V59H127V61H126L125 58H127ZM79 57L83 60L81 61V59H79ZM93 57H95V58L93 59ZM112 57H114V58H112ZM146 57H148V58H146ZM87 58H89V59H87ZM103 58L105 61H101V60H103ZM137 58L140 59V61H139L140 63H138ZM77 59H79L80 61ZM141 59L147 60V61L145 60V63H144L145 66L143 65V61H141ZM239 59H240L241 63H240ZM255 59L257 60V62L258 61L260 62V63L258 62L260 66L258 64H256V66H255V64H254L256 62ZM155 60H156V58H153L151 61L153 64L152 68H154V69L157 66V60L156 61ZM84 61H86V65L87 64L89 65V67H88L89 69H91V70L94 69L93 71H91V70L90 71H91V75H93V76L97 75V77L95 76L96 77L95 79H91V77H88L90 75V73L88 75L87 72L89 70L85 71L88 68L85 66V64H84L85 68L83 67V63H85ZM89 61L90 62L95 61L94 63H91V65L93 64L92 66H94L96 64L95 66H97V68H99V69L102 68V70H103V69H107L108 67L110 69L108 68L109 69V70H107L108 73L104 72V73L100 74L101 70H98V72H97L95 70L96 69L95 67L93 69L90 68L91 65L89 64ZM100 61L103 63L105 62L106 65L105 64L102 65L100 63ZM122 61H124V62H122ZM136 61H137V64L134 63L136 66H134L133 63L130 64L131 62H136ZM57 62H58V65H57ZM81 62H83V63H81ZM247 62L252 63V66H254V68L252 69V67H250L251 64L250 63L248 64ZM76 63H77V65H74ZM128 63L130 64L129 66H128ZM245 63H247L250 66H247V64H245ZM80 64H82V65H80ZM232 64H233V66H231ZM139 65H141L143 67H141V66L139 67ZM81 66L83 67V69ZM105 66H107V67H105ZM77 67H78V69H77ZM213 67L215 69H213ZM235 67H237V69ZM259 67H261V68L259 69ZM234 68L236 69V71ZM127 69L133 70L132 73ZM254 69H256L257 72ZM83 70L86 73H83L84 72ZM215 70H217V71H215ZM230 70H232V71H230ZM245 70L247 72H245ZM220 71H221V73H220ZM92 72H93V74H92ZM94 72H96V73H94ZM129 73H131V74H129ZM140 73H141V75H140ZM239 73H241V74L239 75ZM102 74H103V77L106 76V74H107V77L106 78L104 77L105 79L103 78L106 82H104V80H101ZM132 74L134 77H136L138 75L140 78L138 76H137L138 78L137 77L131 78L130 76H132ZM135 74H136V76H135ZM226 74H229V76H227ZM232 74H234V75H232ZM258 74H260V75H258ZM223 75H224L225 79L221 78V77H223ZM251 75H253V76H251ZM128 77H130V79ZM226 77L227 78L229 77L230 79L229 78L227 79ZM233 77H235L236 79ZM239 77H241V78H239ZM242 77H244V79ZM97 78H98V80H96ZM251 78H253V80ZM132 79H133V81H132ZM134 79H137V80H134ZM233 79H235V80L231 82V80H233ZM100 81H103V82H100ZM130 81L132 84L129 83ZM225 81H227V82H225ZM221 82H222V84H221ZM241 82H243V83H241ZM99 83H101L102 85ZM125 83H127V84H125ZM237 83H238V85H237ZM252 83H253V85H252ZM97 84L100 86H98ZM124 84L127 85V87L124 88V86H123ZM112 85L110 87L115 89V86L113 87ZM128 85H129V88H128ZM249 85H251V87ZM254 85H255L256 90H258V91H253V89H255ZM106 86L108 87L109 85H106ZM236 86H237V88H236ZM107 87H106V89H107ZM110 87L108 89H110ZM126 88L128 90H123ZM243 89L245 90L244 92H242ZM249 90L251 92H249ZM130 91H131V94L129 93ZM224 91H227L228 94ZM97 92H99V93L97 94ZM255 93H257V94H255ZM250 94L252 96H250ZM225 95H227V96H225ZM235 97H239V100H238L239 103L238 104H236L237 102L234 101ZM224 98H225V100H224ZM226 98H227V100H226ZM248 98L250 100H248ZM218 100H220V101H218ZM207 104H208V106H207ZM210 104L212 105V107ZM235 104H236V106H235ZM257 104H258V106H257ZM93 105H94V107H93ZM251 105H252V107H251ZM98 106H99V109H98ZM210 108H211V110H210ZM88 109H90L91 111ZM93 109H95V112L92 111ZM86 111H88L89 113ZM83 112L86 116L82 115ZM90 112L93 114L95 113V114L94 115L90 114ZM258 112H261V113H259V116H258ZM194 114L196 115V118H195ZM65 116H68V117H65ZM71 116H73L74 118H72ZM93 116H95V117H93ZM215 116H217V117H215ZM75 117H76V119H75ZM93 119L96 121H99V123L97 122L98 123L97 124L96 121H94ZM260 119H261V124H260ZM69 120H72V121L68 122ZM54 122H55V124H54ZM63 124H65V125H63ZM69 124H71L73 126H71ZM213 124H215V125H213ZM184 125H185V127L186 126L187 127L185 128ZM196 126H198V127H196ZM236 127H238L239 129H237ZM182 128H185L184 129L185 131ZM206 129H207V131H206ZM235 129L238 131H236ZM242 130L244 132L248 133L249 137L246 138L247 140L255 142L254 148H253L254 149L253 150V157H255V158H253V160L250 159L251 162L253 161L252 162L253 165L251 167H250V165H248L251 163L249 160L248 161L250 163L248 161L243 162V160H244L243 157H242V159H243L242 160L241 156L239 154H236L234 152V150L232 151L233 148H231V147H234V143L232 141L235 138H233V137H236V135H239L238 138L240 136H242ZM68 131L69 132L71 131V132L69 133ZM74 132H76V133H74ZM95 133H96V135H95ZM188 133H191V134L188 135ZM235 133H236V135H235ZM68 134L74 135L75 140H74V137L72 135H68ZM209 134H210V136H208ZM246 137H247V134H246ZM76 138H78L79 140H76ZM199 139H200V137H199ZM222 142H224L227 146L225 153H223L222 149H221ZM94 143H96L95 147H94ZM186 143H187V145H186ZM67 144H70V145H67ZM66 145L70 148V150L73 149L72 153H74V154L65 157L68 159V160L66 159V161L63 158H61L60 159L61 161H62V159L64 160L63 161L64 166H62L63 164L60 165L62 162H60V164H59L58 160H59L62 152L64 151V149L68 148ZM85 145H86V147L89 145L87 147L88 149L86 147H84ZM192 145L195 148H193ZM38 146H39V148H38ZM90 146H93V147H90ZM190 146H192V147H190ZM32 147L34 150L32 149ZM63 147H65V148H63ZM185 147H186V149H184ZM187 147H189L190 149ZM191 148L193 151H191ZM61 149L63 150L62 152H61ZM74 150H77V151L73 152ZM96 150H97V148H96ZM185 150H188V151L185 152ZM14 151L15 150L10 151L6 155V158L8 159V157L10 156L9 159L10 158L13 159V157L16 156V154H14V153H17ZM58 151H59V153L61 152L60 155L58 154ZM214 151H215V153H214ZM228 151H229V153H228ZM170 152H171V155H170ZM230 152H231V154H230ZM186 153L187 154L189 153V154L187 155ZM11 154H12V156L13 155L14 156L11 157ZM34 154L32 156H35ZM234 154H236V155H234ZM44 155L46 156V158H44L45 157ZM73 155L76 158H78V160L82 163V164L80 163L82 166L79 169L80 170H81V168H82V170H83V168H84V170L86 169L84 171V173L81 170L78 174L77 171H79V169L77 168V166H80V164H79L78 160H77V162L74 160L75 157ZM195 155H197L199 157H197ZM233 155L235 156L234 158H233ZM54 156H55V160L53 159ZM68 157H70V158H68ZM79 157H81L80 158L81 160L79 159ZM56 159H57L58 163H57ZM234 159H235V161H234ZM54 161L57 164H55ZM68 161L71 164H72V162H74L73 163L74 165L73 164L71 165L70 163H68ZM180 162H182V164ZM211 162H213L214 164H211ZM58 164H59V166H58ZM65 164L68 165L70 168L68 166L65 167ZM83 164H85V167H83L84 166ZM208 164H210L212 166L210 167ZM195 165H197V166H195ZM179 166H181L182 169L179 168ZM182 166H184V167H182ZM186 166H187V168H186ZM73 167L75 169V172H77V174H75ZM189 167H192V168H189ZM195 167L196 168L199 167V170H196ZM202 167H203V170H204V168H206L205 169L206 172H205L204 176H203V174L201 176H199L198 174L201 173L199 171ZM64 168L65 169L69 168V169H67V174L65 172L66 170H63ZM251 168H253V170H251ZM71 170H73V171H71ZM182 170H183V172H180ZM214 170L216 172H214ZM250 170L253 171V172H251L253 175L255 173L254 178L256 179V182L254 181L255 179L253 178V175L251 173H249ZM47 171L48 170H43L42 172L43 173L45 172L44 174L48 175ZM63 171H64V173H63ZM29 172H30V170L27 171V176H29L31 174ZM71 172L72 173L74 172V173L72 174ZM70 173L72 176L70 175ZM63 175L65 178L63 177ZM67 175H68V177H67ZM75 175L77 177H75ZM245 175H246V177H243ZM256 175L258 176V178L256 177ZM25 176H26V174L24 175V177ZM80 176H81V178H80ZM62 177H63V179H62ZM69 178H68V180L73 181ZM244 178H247V179H244ZM229 180H233V182L229 181ZM239 180H240V182H239ZM252 181H254V182H252ZM257 184H259V185H257ZM226 196H227V200L225 199ZM154 201L156 202L155 204L153 203ZM74 202L75 201L71 202L70 204L68 203L67 206L63 205L61 207V209L63 208V211L64 210L69 211V213L68 212L65 213L66 211H64V213L68 216V217H66V220L72 219L71 213L75 209V204H76V202L75 203ZM262 202H263V204H262ZM72 203H74V204H72ZM231 204H233V205H231ZM71 205H73V206H71ZM148 205H147V207H148ZM233 206H234V208H233ZM147 207H145V208H147ZM108 209L109 208H104V209H102V211H104L105 213H107V212L110 213L111 210L110 209L108 210ZM145 213H147V214H145ZM236 214H238V215H236ZM128 215H131V214H128ZM144 215L145 216L147 215L146 218L148 217L146 219L147 225L150 223L147 227L145 224H144L145 226L143 225V222L145 221L143 219ZM231 215L232 216L234 215L235 218H234V216L232 217ZM254 215L257 217V219ZM124 217H122V219ZM140 217H142V219ZM238 217L239 218L241 217L242 219H244L245 222L241 223L240 221H242V220H240L241 218L238 220L237 219ZM95 220H94L95 223H99L98 221H100L99 218L95 219ZM69 222H71V220H69L67 222V226H68V228L69 227L70 228L67 229V227H66L65 230H63V233L66 231L67 235L74 232L73 228L70 226L71 224H68ZM146 222H144V223H146ZM207 223H208V225H207ZM228 224H229V226H227ZM128 226H129V224L127 225V227ZM149 226H151V227H149ZM236 226H234V228ZM247 226H249V227H247ZM133 227H134V225L131 228H133ZM250 227H252L254 229V231L255 230L256 231L254 232L252 228L250 229ZM70 229H72L71 230L72 232L70 231ZM67 230L70 232H68ZM136 230H137V228H135V230L133 228V230H132L133 233L128 231V232H130L129 233L130 236L134 237L135 236L134 231H136ZM138 231H139V229L136 231V233ZM129 234L127 233L128 239H129ZM149 234H151V237ZM252 234L257 235V238H255L254 241H251L253 238ZM260 234L262 236L261 239H263V240H258V238L260 237ZM88 235L91 237L95 236L94 232H90ZM247 236H249L251 238L249 239V238H247ZM130 240H131V237H130ZM126 242H128V241H126ZM130 242H131V244L130 243H127V244L132 245L133 239ZM144 243H146V245H144ZM87 244L88 243H86V242L84 243V241L80 242L78 244L79 250L85 249V251H87V252L85 253L84 260L87 261V263L93 264V260H91V261L87 260L88 258L92 259V257H91L92 254L89 251V247L87 246ZM113 244L116 245V243H113ZM115 245H114V247H115ZM128 245H127V249H129ZM80 247H81V249H80ZM143 248H145V249H143ZM253 251H255V250H253ZM141 252H143V254H141ZM145 252H146V255H145ZM138 253L140 254V257H142L141 259L138 257L139 256ZM88 254H89V256L90 255L91 256L89 257ZM141 255H143V256H141ZM145 256H146V258H145ZM132 257H133V255H132ZM216 257L219 260L216 259ZM219 257H221V259ZM225 257H227V256H225ZM213 260H215V262ZM226 260H228L227 262H228V264H230V258L229 259L226 258ZM226 260H221V261L224 262ZM223 262L222 263L220 262V263L223 264ZM227 262H225V263H227Z\"/></svg>","mask_w":264,"mask_h":264}]
</instances>
